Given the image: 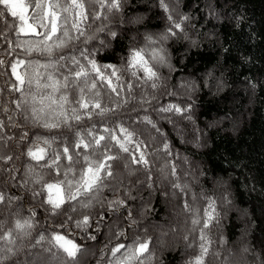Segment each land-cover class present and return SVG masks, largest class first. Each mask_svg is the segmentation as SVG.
Wrapping results in <instances>:
<instances>
[{
  "label": "trees",
  "instance_id": "16d2710c",
  "mask_svg": "<svg viewBox=\"0 0 264 264\" xmlns=\"http://www.w3.org/2000/svg\"><path fill=\"white\" fill-rule=\"evenodd\" d=\"M174 1L178 11L172 0H163L166 8L161 0H120L118 10L86 3L83 35L57 54L79 57L84 50L97 64L118 68L123 87L117 95L98 84L100 103L113 111L98 116L99 110L91 109L89 119L76 105L77 93L70 86L64 108H77L83 117L73 120L70 129L42 127L43 113L41 119L34 118L27 85L24 94L17 90L12 66L18 67L20 60L43 62L25 44L42 37L17 35L18 18L0 5V194L5 197L0 225L14 228L18 219L31 225L14 236L11 253L0 252L3 264H109L110 249L137 240L150 241L144 264H190L199 255L201 227L212 201L215 218L203 229L210 241L205 264H264V0ZM160 34L167 41H160ZM72 35L79 33L73 30ZM149 38L159 43L150 46ZM149 47L162 50L163 57L149 61L157 73L151 80L139 70L133 75L127 64L131 50ZM68 70L59 68L57 77ZM180 80L187 83L184 89L177 87ZM169 106L181 111L160 110ZM105 128L115 129L129 151L109 140ZM100 135L105 140L97 146L92 137ZM38 137L51 141L42 161L28 155L42 142ZM81 137L89 147L71 148ZM65 146L74 161L79 154V163L73 165L77 170L85 155L95 160L107 152L119 158L108 161L113 175L96 190L53 210L45 185L62 177L47 164ZM141 152L147 166L133 162ZM58 163L63 171L68 161L61 155ZM126 164L132 172L121 177L118 172ZM191 194L197 213L188 218L200 224H193L192 232L183 229L178 237L179 224L187 217L184 206L195 213ZM120 200L124 203H113ZM86 217L87 225L77 227ZM168 229L174 235L164 247L160 241ZM57 234L79 245L74 258L55 246L52 238ZM240 240L252 252L245 262L234 259ZM229 248L235 249L234 257L228 255Z\"/></svg>",
  "mask_w": 264,
  "mask_h": 264
},
{
  "label": "snow or ice",
  "instance_id": "6c2138e0",
  "mask_svg": "<svg viewBox=\"0 0 264 264\" xmlns=\"http://www.w3.org/2000/svg\"><path fill=\"white\" fill-rule=\"evenodd\" d=\"M163 5V0H161ZM87 4H99L101 9L118 10L120 7V0H0V5H3L6 10L11 12L12 17L18 18L19 25L17 35H33L42 37L32 42H25L27 51L30 53H37L43 57V62L40 60H30L25 63L24 60L17 62L18 65L23 66L26 70L23 74L16 73L17 65H13V72L16 73V78L19 81L17 88L24 94V85L28 87L31 94V111L34 118L41 119L43 113L42 127L46 129L59 128L62 125L66 128L72 127V121L79 122L82 116L77 111V108L68 111L64 105L69 103L68 96L65 91L71 88L77 93L75 103L80 110H84V114L89 119L92 117L91 109L99 110L96 112L98 116H105L113 109L103 107L98 97L100 92L97 88L98 84H103L110 88L113 93L119 95V88L121 75L120 70L113 65H99L95 59H89L86 52L81 50L79 57L76 54L58 55V50L68 47V43L73 39H79L83 35L82 24L87 19ZM165 8L166 5H163ZM29 9H32L29 13ZM3 16V12H0ZM95 18H99L98 14L94 13ZM171 18V17H170ZM176 28H181L179 23L175 24ZM73 30L79 35L73 36ZM175 35V33H172ZM115 37L116 33H111ZM156 42L149 38V45H154ZM160 51L155 47L137 48L129 53L127 64L129 68L133 69V75H136L135 70L144 73L147 79L151 80L157 76L153 71L150 60H162ZM81 59L85 63H81ZM2 63V62H0ZM67 67L69 70L67 74L57 77L56 71L59 68ZM30 69L31 71H27ZM33 86L35 91L33 92ZM131 89V85L127 86ZM155 87V84H153ZM57 93H61L57 97ZM86 93H89L86 95ZM40 107L37 108L36 105ZM19 107V104L17 105ZM175 108L177 112L181 109L175 106H169L162 111H171ZM148 123H151L149 120ZM2 126V124H0ZM104 131L108 133L109 140H115L116 144L123 152H128L129 149L122 138L116 136L115 129L105 128ZM120 132L130 137L127 129L120 127ZM75 135V134H74ZM38 142L33 148L29 149L28 155L36 160L42 161L48 157V148L51 141L47 138H37ZM105 140V136H93L92 141L95 145L100 146L101 141ZM88 143L84 142L83 137L71 145L73 149H87ZM61 155L68 161L67 166L63 171L60 169L58 163ZM74 161L73 155L70 154L69 146L63 147L62 153H55L50 157V163L47 167L53 169L56 176L62 177L55 182L46 183L47 203L52 206L53 210L60 209L66 202L77 201L81 195L90 193L98 188L105 177H111L112 165L108 161L117 160L119 157L113 156L104 152L98 159H91L88 155L83 157V164L77 170L73 165L79 163V154ZM133 162L143 163L148 165L147 159L141 152L139 158L133 157ZM5 197L0 194V202H3ZM113 203L121 205L124 202L114 201ZM87 206V205H85ZM205 215L207 220L204 221L201 232L199 244V255L194 257L190 264H205V258L209 252L210 241L207 239L203 229L208 228L211 221L215 218V202L209 203L208 210ZM88 223L87 217L83 221L77 222V227L86 226ZM193 224L199 225L200 220L194 219ZM31 227L28 221L16 220L14 228L4 229L0 225V252L11 253L15 245V237L24 234V230ZM123 235V233H121ZM43 239V237H41ZM53 241L55 246L67 254L69 257H75L79 251V245L73 240L68 239L64 235L57 234ZM95 239V237H92ZM150 241H135L133 245L126 247L121 243L110 249L112 260L109 264H144L145 254L149 253ZM0 264H3L0 259Z\"/></svg>",
  "mask_w": 264,
  "mask_h": 264
},
{
  "label": "rangeland",
  "instance_id": "374dc122",
  "mask_svg": "<svg viewBox=\"0 0 264 264\" xmlns=\"http://www.w3.org/2000/svg\"><path fill=\"white\" fill-rule=\"evenodd\" d=\"M173 1V6L175 7V9H177V6L175 5L176 4V2L174 1V0H172ZM175 3V4H174ZM173 7V8H174ZM31 11H32V9H29V13H31ZM177 11H178V9H177ZM175 13H176V10H175ZM159 38H160V41H167V39H166V35L165 34H160V36H159ZM157 43H159L158 41H156ZM166 60L168 61V60H170V55L169 54H167L166 55ZM17 71V73H19V74H23L24 73V71L26 70L23 66H20V65H18V67H17V69H16ZM185 86H187V83H185L183 80H180V82L178 83V85H177V87H179V89L181 88V89H184L183 87H185ZM189 91L190 92H193V89H191L190 87H189ZM162 109H164L163 107H161L160 108V110H162ZM160 118H166V120L168 119V121H170V118L169 117H166V116H164V115H161L160 116ZM190 121H191V124L193 125V126H195V129H196V131H197V126H196V123H195V120H193V119H190ZM193 145L195 146V144L193 143ZM132 172V170H130L129 168H128V164H126L125 165V167L122 169V170H120L119 172H118V175L119 176H121V177H124V176H126V175H129L130 176V173ZM195 180V179H194ZM191 192V191H190ZM191 199L193 200V205H194V212L195 213H192V212H190V210L189 209H187L186 208V206H184V209H183V213L185 214V216H187L186 217V219L184 220V221H182V222H180V230L178 229L177 230V232H178V237H179V234H181L182 232H183V229H189L190 230V232H192L193 231V220L195 219V218H188V217H194L195 215H196V203H195V199H194V194H191ZM225 216V218L227 217V214H225L224 215ZM224 218V219H225ZM192 223V224H191ZM166 231H168V232H166ZM175 231V230H174ZM164 233H166L165 235H164V237H163V240L162 241H160V244L161 245H163L164 247L166 246V245H169L170 243H169V240L170 239H172V237H173V235L174 234H171L170 232H169V229L168 230H165L164 231ZM68 238V237H67ZM187 237L185 236L184 237V239H186ZM68 239H70V238H68ZM244 240L242 239V242H243ZM189 242V241H188ZM240 243H241V240L239 241V245L237 244V250L235 251L236 253H237V257H235L234 259H240L241 258V261L242 262H245L246 260H247V257H250L251 256V254H252V252L250 251V249L249 248H246L245 246H243V245H240ZM189 247H190V243H188L187 244ZM189 247L187 248V250L189 249ZM234 250L235 249H231V248H229V249H227V251H228V255L230 256V257H234Z\"/></svg>",
  "mask_w": 264,
  "mask_h": 264
}]
</instances>
